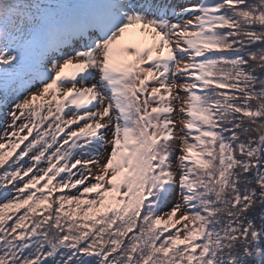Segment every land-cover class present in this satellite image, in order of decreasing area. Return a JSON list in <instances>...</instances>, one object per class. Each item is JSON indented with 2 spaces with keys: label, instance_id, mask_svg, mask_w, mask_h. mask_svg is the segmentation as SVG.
Returning <instances> with one entry per match:
<instances>
[{
  "label": "snow or ice",
  "instance_id": "6c2138e0",
  "mask_svg": "<svg viewBox=\"0 0 264 264\" xmlns=\"http://www.w3.org/2000/svg\"><path fill=\"white\" fill-rule=\"evenodd\" d=\"M0 127V264H264V0H0Z\"/></svg>",
  "mask_w": 264,
  "mask_h": 264
},
{
  "label": "rangeland",
  "instance_id": "374dc122",
  "mask_svg": "<svg viewBox=\"0 0 264 264\" xmlns=\"http://www.w3.org/2000/svg\"><path fill=\"white\" fill-rule=\"evenodd\" d=\"M163 91V90H162ZM181 95L183 96L184 95V93H181ZM39 102V101H38ZM175 118V117H174ZM177 123H179V121H177ZM0 130H2V127H0ZM173 143L175 144L176 143V141H173ZM95 171V170H94ZM65 192H69V191H65ZM181 213H177V218L179 217V215H180Z\"/></svg>",
  "mask_w": 264,
  "mask_h": 264
},
{
  "label": "trees",
  "instance_id": "16d2710c",
  "mask_svg": "<svg viewBox=\"0 0 264 264\" xmlns=\"http://www.w3.org/2000/svg\"><path fill=\"white\" fill-rule=\"evenodd\" d=\"M21 147H23V145H21ZM41 183H43V181H42ZM38 187H39V185H38ZM64 191H70V190L65 189ZM71 191L74 193V190H71ZM173 202H174V201H173ZM170 206H171V204L168 205V207H170Z\"/></svg>",
  "mask_w": 264,
  "mask_h": 264
}]
</instances>
